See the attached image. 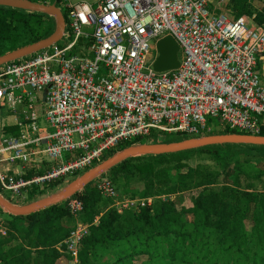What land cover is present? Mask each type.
Returning a JSON list of instances; mask_svg holds the SVG:
<instances>
[{
    "label": "built area",
    "instance_id": "obj_1",
    "mask_svg": "<svg viewBox=\"0 0 264 264\" xmlns=\"http://www.w3.org/2000/svg\"><path fill=\"white\" fill-rule=\"evenodd\" d=\"M214 2L53 3L66 19L63 40L0 68V106L15 111L26 105L20 136L0 135V193L12 200L27 192L37 195L77 179L138 139L131 146L162 144L167 135L182 141L225 134L264 137V83L258 69L264 60V24L256 15L236 18L227 0ZM167 37L180 48V68L157 72L158 43ZM39 94L44 96L41 114ZM18 163L23 171L31 165L42 169L26 179V172L12 170ZM96 186L119 214L155 201L119 202L109 173ZM82 193L65 202L75 220L85 211ZM98 222L79 220L56 247L71 264H79L83 241ZM0 233H8L3 221Z\"/></svg>",
    "mask_w": 264,
    "mask_h": 264
},
{
    "label": "trees",
    "instance_id": "obj_2",
    "mask_svg": "<svg viewBox=\"0 0 264 264\" xmlns=\"http://www.w3.org/2000/svg\"><path fill=\"white\" fill-rule=\"evenodd\" d=\"M29 1L52 5L59 0ZM260 2L264 0H230L229 8L236 18L256 15L257 23L262 25L264 9H253ZM54 31L55 20L51 17L0 7V57L47 39ZM6 135L19 137L20 132L12 129ZM140 142L138 139L122 145L104 160ZM195 155L205 156L216 168H192L188 162ZM262 165L264 147L251 146H217L139 157L119 165L108 172L114 185L123 180L129 186L137 180L139 185H132L131 190L138 189L140 193L134 191V197L155 201L138 212L119 214L115 209L101 207L104 198L96 182L86 187L80 195L85 205L81 219L89 224L96 219L99 222L83 241L79 264H264V191L258 189L264 185V170L259 169ZM232 166L233 187L214 189ZM172 173H176L175 184ZM33 176L29 172L25 178ZM199 189L201 193L190 201L191 205L179 199L180 203L184 201L180 210L174 203L160 199ZM3 214L8 233L6 237L0 233V264H57L65 257L56 247L71 231L73 217L66 203L29 217ZM250 216L252 231L246 226Z\"/></svg>",
    "mask_w": 264,
    "mask_h": 264
},
{
    "label": "water",
    "instance_id": "obj_3",
    "mask_svg": "<svg viewBox=\"0 0 264 264\" xmlns=\"http://www.w3.org/2000/svg\"><path fill=\"white\" fill-rule=\"evenodd\" d=\"M0 7L31 14H43L55 20V31L50 37L0 57V68L7 63L21 60L49 49L63 40L66 31V19L56 5L37 4L29 0H0ZM158 52L160 56L155 63V70L157 72H168L180 68V48L172 37H167L158 43ZM217 146L264 147V137L225 134L188 139L168 144L130 146L75 179L61 193L49 198L41 199L29 205L20 206L13 204L0 193V209L13 217H29L65 203L73 196L82 192L86 187L96 182L102 175L131 159L168 156Z\"/></svg>",
    "mask_w": 264,
    "mask_h": 264
},
{
    "label": "rangeland",
    "instance_id": "obj_4",
    "mask_svg": "<svg viewBox=\"0 0 264 264\" xmlns=\"http://www.w3.org/2000/svg\"><path fill=\"white\" fill-rule=\"evenodd\" d=\"M72 1H73L74 4H77V3H80V2H83V1L93 2L94 0H72ZM227 1H228V4H229L230 0H227ZM253 9H254V11H257V12L258 11H260V12L263 11L264 3H262V4L261 3H255L254 6H253ZM179 58H180V60H182V53L179 54ZM41 127H48V124L45 122V120H43ZM166 140H168V142L173 141V142H170V143H174V142H181L182 138H179L177 136H169V135H167L166 136ZM168 142L166 141V143H162V144H168ZM67 158H68V155H65V161L67 160ZM70 158H71V156H70ZM188 163H189V165L192 168H197L199 165H204L205 167L207 166V167H210L212 169L216 168V165L214 164V162H211L205 156L195 155V156H193L191 158V160ZM49 167H50V165L47 162L44 170H48ZM259 169L260 170H264V165L260 166ZM87 170H89V169H87ZM87 170L82 171L80 173V175L83 174V173H86ZM234 176H235V170H234V166H232L226 173L223 174V176L220 179L219 186L215 187L214 189L218 190V189H221L223 187H233V185H234ZM171 179H172V182L174 184L177 182L176 173H172L171 174ZM73 181H74L73 179L67 180V181H62L59 184H57L56 186L51 187L50 189H46L44 191V195H42V196H39V195L37 196V195L33 194L32 192H27L23 197L18 198L16 200H12L11 199V194H9V193H4V194L6 195V198L7 197L10 198L8 200L10 202H12L13 204L24 206V205L32 204V202H36V200H38V199H46V198H49L51 196H54V195H57V194L61 193ZM242 182H243L242 184H244L246 186L247 181L244 178H243ZM262 183L264 184V179L262 180ZM132 185H139V183H138L137 180H133V184L128 186V185L125 184V181H123V180L116 181V184L114 186H115L117 194H118L117 200L119 202H124L126 200H137L138 199V197H134L135 196L134 191H136L137 194L140 193V192H138L139 191L138 189L131 190ZM95 187H96V185H95ZM258 189L260 191H264V185L263 186L259 185ZM164 192H165V190L163 191V193ZM200 193H201V190L199 189V190H196V191L184 193L183 195L182 194L181 195H174L173 198H171L172 196L171 197L164 196V197H161L160 199L162 201H164V202H167V203H174L176 205V208H178L180 210L184 206L182 204V203H184V201L182 203H180V201H182V200H179V199H183L184 198L185 199V203L188 201L185 205H191L190 201L195 199ZM104 199L102 201L101 207H107L106 210L107 209H115L116 211L118 210V208L113 206V202L112 201H107V199H105V200ZM81 218H79L78 220H75V219L73 220L72 219V223H71V227H70L71 228L70 233L75 229L76 224H77V222L79 220L81 222H83V220ZM2 220H5V214L0 212V221H2ZM68 258H69L68 256L62 257V259H60V261H58L57 264H71V261H68Z\"/></svg>",
    "mask_w": 264,
    "mask_h": 264
},
{
    "label": "crops",
    "instance_id": "obj_5",
    "mask_svg": "<svg viewBox=\"0 0 264 264\" xmlns=\"http://www.w3.org/2000/svg\"><path fill=\"white\" fill-rule=\"evenodd\" d=\"M214 1H215L214 4L216 5L218 0H214ZM260 3L262 4L263 2H260ZM229 10H231V9L229 8ZM258 12H260V11H258ZM261 12H263V11H261ZM258 69L261 72L262 81L264 83V60H260L259 65H258ZM41 95L42 94L38 95L39 100H38V105L36 106L37 112L39 114H41V112H42L41 104H42V101L44 99V96L43 95L41 96ZM25 107H26V105L19 104V105H17L16 110L13 111V110H10L8 108H3L2 106H0V135L11 137V136L6 135V133L8 134V131L12 130V129H18L19 132L21 133L20 124L24 121L23 112L25 110ZM42 122H43V120H42ZM41 126H42V124H41ZM42 128L46 129L47 127H42ZM23 167H24L23 164L18 163L12 168V170L15 173L21 174L23 172H26V174H27L30 172L32 175H35L37 173H40V171L42 169V168H40V170H36L34 165H31V166H27L26 167L27 169L23 171ZM36 167H37V165H36ZM39 200H41V199H38L36 201H39ZM184 201H185V199H184ZM246 226H247V229L249 231L253 230L254 226H253V223L251 220V216L247 220Z\"/></svg>",
    "mask_w": 264,
    "mask_h": 264
}]
</instances>
